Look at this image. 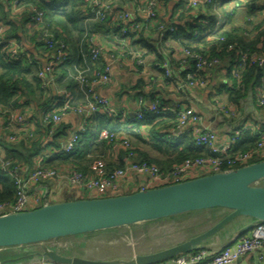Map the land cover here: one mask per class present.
<instances>
[{
    "label": "crops",
    "instance_id": "crops-1",
    "mask_svg": "<svg viewBox=\"0 0 264 264\" xmlns=\"http://www.w3.org/2000/svg\"><path fill=\"white\" fill-rule=\"evenodd\" d=\"M11 0H0V24L1 22L6 23V32H8L9 43L18 46L21 50L26 52L28 55H32L35 61H37L38 68H42L45 65L46 59L42 51L37 49L36 29L27 22V12L20 10L9 15V4ZM149 0H104L112 9L128 13L137 21L145 19V15L141 12L144 5ZM192 0H168L163 3H159L158 6V19L153 21L150 28L144 33V38L148 40H159V34L154 30L158 24H164L165 26H178L183 29L187 28L190 22H197L202 25L205 30H215L220 33H233L239 30L246 29L248 23H258L264 19V0H224L216 1L211 6H198L189 11L186 10V6ZM210 7V8H209ZM210 15H214L215 21L211 25L208 18ZM128 24V23H126ZM247 29H250L248 27ZM110 27L104 26L96 32V45L101 53V59L103 65L110 68L112 72V82L105 87H98L95 89L99 97L107 98L111 101L113 106L118 112H125L129 116L132 115L138 107V97L142 96L145 98L146 105L150 103V94H158L164 101L163 106L172 107L176 106L178 110H184L191 108L200 117V127L206 130L216 133L219 142L224 143L232 136L233 132L239 128L245 127L251 131L263 130L264 131V109H262L257 101L258 96L255 94V90L247 91L245 97L238 101L236 105H229L228 103V88H230V81L226 75V71L223 69L215 68L211 71H207L204 76L206 82L205 89H184L178 91L173 86H163L162 84H149L143 86V88H133L139 78H144L145 81L155 83L156 79L158 82L161 81L158 77L157 72L154 70L153 63L154 57H147L143 60V65L140 70H136L134 64L138 62V56L146 54V51L142 46L132 45L133 54L129 55L123 64L118 66L110 58L112 53L116 52V45L110 40ZM6 35V36H7ZM4 36V35H3ZM5 38V37H4ZM202 38H206L203 36ZM173 51L169 52L170 56L173 54V58L176 60L181 54L182 48H180L175 42H170ZM164 59L169 60L168 51H164ZM30 55V56H31ZM168 55V56H167ZM59 78V77H58ZM58 78L56 80H58ZM50 93L48 102L51 106L53 104H63L62 91H68L71 93L77 104L82 103V96L78 93L75 85L70 83L67 88L63 85V82L52 81L50 83ZM214 100L225 104L235 110L236 115L233 119H227L220 115L215 106L213 105ZM41 101L30 100L29 104L17 110L15 114L24 115L28 124L25 127H16L15 132L27 134L31 130L37 129V124L40 122V110L37 103ZM61 106L59 105V108ZM103 119L107 121L110 126V130H121L123 131L128 126L122 119H113L103 113H98L89 116L87 120V135L96 136L98 130V122ZM83 116L69 113L62 117L58 124V135L57 137H49L41 133V135L35 136L40 139L46 147V150L40 153L33 162V168L39 165H43L45 160L49 159L55 154H58V149L53 147V144H60L62 148L65 142L69 139L72 132L77 130L81 125ZM4 121L0 120V153L2 157L6 158V153L3 149L6 142V136L9 134L8 130H5ZM11 131V133H13ZM93 136V137H94ZM143 138H145V132H142ZM54 138V139H53ZM128 139V138H127ZM91 139L83 138L80 140V147L89 146L87 148V155L85 158L86 163L81 167L85 173H92L99 167L106 170L115 169L116 167L127 164L131 161V158L125 152V149L120 144L108 145L98 144L91 145ZM131 144L133 141L129 138ZM146 151L145 148H143ZM141 150V151H143ZM143 151V152H144ZM126 154V155H125ZM151 157L156 156V153L149 152ZM264 157V152L262 154ZM25 169V167H24ZM25 170H22L24 174ZM146 178L141 175H129L125 179L119 182L120 195L132 194L135 192L140 184H143ZM31 196H37L43 198L44 202L49 201L59 203L63 201L79 200L83 196L93 198L96 196L94 192H83L78 187L69 184L64 179H52L37 185H32L29 189ZM47 204V203H46ZM197 213V214H196ZM195 214V215H194ZM201 215V216H200ZM202 215L207 214L203 212H193L192 214L185 215L182 217H188L186 221L174 222L173 226L179 225L178 229L184 228L185 230L177 231L175 237H173V243H181L206 229L207 222H201L198 220ZM222 216L212 214L213 222L220 220ZM207 218V217H206ZM183 219L181 217L177 218ZM205 220V219H202ZM208 220V219H207ZM185 222V224H183ZM172 223V222H171ZM191 223V224H190ZM190 224V225H189ZM193 225V226H191ZM257 223L251 219H239L228 229L227 232L220 233L217 236L211 238L203 246L219 249L224 247L229 242H232L238 236H245L250 233L253 227ZM191 226V228L189 227ZM199 226V227H198ZM172 229V228H171ZM177 229V228H176ZM116 229L110 230V232ZM101 232L89 234L86 239L98 238ZM87 236V235H86ZM85 237V236H84ZM61 243L49 242L45 244H38L32 246L15 247L0 250V264H31L38 260L36 257L37 253H41L43 248L56 251L64 256H80L86 258H92L96 260H111V258L98 259L92 254L79 252L78 254L72 253L69 249L71 246H63ZM166 244V243H165ZM165 246H161L159 250L164 249ZM137 253L128 252L127 257H115V259H129ZM263 256L262 260H258V256ZM235 264H264V250L256 254H251L241 258Z\"/></svg>",
    "mask_w": 264,
    "mask_h": 264
},
{
    "label": "built area",
    "instance_id": "built-area-1",
    "mask_svg": "<svg viewBox=\"0 0 264 264\" xmlns=\"http://www.w3.org/2000/svg\"><path fill=\"white\" fill-rule=\"evenodd\" d=\"M50 1V0H45ZM88 6L87 11L83 14L82 20L84 24V34L81 39L78 57L83 66L82 69L77 67V62L74 63L68 70L66 81L70 80L74 83L78 93L82 96V103L77 104L68 91H62L63 94V107L59 113L49 112L42 117L45 125H52V128L60 123L63 116L69 113H74L83 116L81 125L77 130L72 132L69 139L65 142L62 150L66 154L74 151L75 146L80 140V134H83L87 128V118L91 115L103 113L113 119H122L123 121L133 122L143 118L145 113L159 114L161 113H177L178 127L174 131H170L171 136L190 133L194 137L196 147H202L208 150L207 157H200L195 160L186 161L180 165L174 166L169 172L162 173L156 165L147 163H127L122 169L113 171L105 170L102 167L94 170L90 175H83L82 173L74 170L59 172L53 169L41 168L37 166L32 170H27L22 174L19 170L9 169V163L6 162L0 153V168L3 172L8 173L15 183V197L12 202L0 203V216L18 214L34 210L36 207L46 205L43 198L31 196L29 189L32 185L52 180L64 179L69 184L78 187L83 192H94L97 198H107L110 196L120 195L119 189L121 188L119 182L129 175H141L146 178L143 184H140L135 192H145L151 189H156L164 186L179 184L188 180H192L194 176H206L217 173H227L238 168L249 165L253 157H261L264 152V131L260 130L258 141L255 148L249 152H237L234 155L230 154L233 146L240 141L243 136L245 127L239 128L233 132L229 140L220 143L216 133L200 127V117L191 109L178 110L176 106L165 107L158 101L150 102L146 105L143 97H138V107L132 115L125 112H118L111 101L107 98L99 97L95 91L98 87H105L109 85L113 78L110 68L104 66L94 71L92 76V68L100 62V50L96 45V34L90 29L89 24L105 21L112 15V18L121 20L124 23L130 24L131 31L121 29L120 31L110 34V40L116 45V52L112 53L110 58L118 66H123L125 59L133 54L131 47V40L129 33L139 32L147 25L158 19V6L159 3L168 0H149L141 12L145 15L144 24L138 23L134 16L128 13L116 11L110 8L102 0H85ZM215 0H192L187 6L186 10L189 11L198 6H210ZM23 0H11L9 10L12 13L18 12L21 8ZM30 20L35 28L39 31L37 40L39 43L44 44L47 50L52 51L49 61L37 71V77L46 81L47 76L51 74L53 67L62 64L66 60V48L63 43L54 41L49 33L47 26L44 24V13L38 11L34 7H30ZM137 22V23H136ZM136 23V24H135ZM6 27L0 24V45L5 43L3 34ZM159 38L161 34L168 31L174 33L172 27H165L160 25L158 27ZM217 33L215 30H209L205 34L194 32L196 38L206 36L213 39L211 36ZM222 41V38H220ZM11 57L17 58L19 56L29 55L21 50L18 46L10 44ZM89 47V53H85L83 48ZM229 50L234 49V45L228 46ZM238 52V51H237ZM90 56V60L88 58ZM139 58V56H138ZM179 62V72L172 73L169 70L168 62L162 65L165 69L166 78H177V90L183 91L184 89H205L206 82L203 76L199 75L203 72L218 66L220 61L217 58L209 57L202 54H194L187 50L181 51V54L176 57ZM188 60L194 63V70L189 72L190 67ZM89 62V63H88ZM233 67V77L236 84L241 86L242 71L249 64H256L260 68H264V55L258 56L256 54L237 53L236 64ZM100 65V64H99ZM137 65L142 66L143 62L138 59ZM187 72L185 80H181L180 72ZM89 74L91 76H89ZM231 88V83H230ZM258 104L264 109V95L258 96ZM213 105L217 112L227 119H233L236 112L231 107L214 100ZM0 120L4 121V129L9 131L6 136V142L10 144H18L20 142H27L32 139L33 135L30 133H17L16 127H25L28 124L27 118L22 114H15L14 112L0 111ZM11 133V131H13ZM108 142L110 144H120L124 149H130L131 145L123 133H114L109 130L103 129L98 132L97 137L91 142V145L102 144ZM198 177V178H199ZM134 192V193H135ZM122 195V194H121ZM264 250V223H259L252 228L250 233L245 236H238L232 242H229L224 247L219 249H212L202 247L195 251L182 254L170 260L158 264H235L241 258L251 254H256ZM263 256H258V260H262ZM31 264H58L50 262L46 259H38Z\"/></svg>",
    "mask_w": 264,
    "mask_h": 264
},
{
    "label": "trees",
    "instance_id": "trees-1",
    "mask_svg": "<svg viewBox=\"0 0 264 264\" xmlns=\"http://www.w3.org/2000/svg\"><path fill=\"white\" fill-rule=\"evenodd\" d=\"M102 1L104 2V0ZM216 1L218 0H215L213 3ZM30 7H34L38 11L44 13V24L47 26L53 40L65 45L67 55L66 60L62 64L53 67V70L51 74L47 76L46 81L39 79L37 77V71L41 68H38L39 66L36 64L37 61L34 60L31 54L29 57L22 55L14 59L11 57V45L9 43L11 38L9 39V36L7 35V29L3 34V38L5 37V43L0 45V111L16 113L17 110L28 105L30 100L41 101V103L36 102L40 110L41 118L40 122L36 126V132L38 135L43 133L46 136L55 138L57 137L56 135H58V124L53 129L52 125H45L42 120V117H44L45 114L49 112L59 113L60 109L63 107V104L60 102L57 105L53 104L54 106L49 104L48 101L50 99L47 98L50 93V83L53 80L57 82L61 81L63 82V85H65V88H67L70 83H73L70 80H65L70 67L77 62V67L79 69L83 68L81 60L78 57V51L85 29L82 16L87 11L88 6L85 0H23L19 11L23 10V12H27V22L35 28V25H33L30 20ZM10 13L12 12L9 11V15H11ZM215 18L216 17L214 15H210L208 18L211 25L214 24L213 22L215 21ZM138 23L144 24V21L141 20ZM1 25L5 27L7 26L6 23L3 22H1ZM103 25L110 27V34L120 31L123 28L129 32L131 31L130 24H126L115 18L113 19L112 15L103 22L89 24V27L96 34L97 30L99 31ZM150 25L151 23L139 32L129 33V38L131 40V46L140 45L146 51V54L139 56L142 62L147 57L152 56L155 58L153 67L157 72L158 77L162 80L158 82V79H156L155 83H152L147 80L145 81L144 78H139L133 88H143V86H148L149 84H162L165 87L173 86L174 88H177V78L174 76L172 78H166V71L162 68L163 63L165 62L163 52L168 51L169 54V52L173 51L174 49L171 48L169 43L175 42L180 48H182V51L187 50L194 54L207 55L209 57L217 58L220 61L218 66L208 71L215 68H222L221 70L224 69L226 71V75L231 83V88H228L227 104H238V101L243 99L247 91L250 90L256 89L255 94L257 96L264 95V68H260L256 64H248L242 71V81L240 87L236 84V80L232 74L233 67L238 65V62L237 64L235 62L239 51L242 53L256 54L258 56L264 55V19L258 23H248L246 26L247 28L250 27V29L242 28L238 32L233 33H214L211 36L213 38L212 40L207 37L204 39L202 36L198 38L195 37V31L199 34H205L209 31V29L205 30L202 25H199L194 21L190 22L186 29L174 25L165 26L164 24H158L154 30L156 33L158 32L159 34L158 27L160 25H164L167 28L172 27L174 29V33L171 34L166 31L161 34V38H159V40H148L147 38H144V33L150 28ZM35 29L37 35L38 30L37 28ZM220 38H222V41ZM35 45L39 51L43 52L46 61H49L52 51L47 50L44 47V44L38 42L37 38ZM229 45H234V49L229 50ZM83 50L85 53H89L88 46L83 48ZM88 58L90 60V56H88ZM169 59L170 61L167 60L169 70L176 76V73L180 70L179 62L173 58V54H171V56L169 54ZM188 63L190 67L189 72L192 73L194 70V63L190 60H188ZM99 64L92 68V76H94L95 70L104 68L105 66L103 65L101 56ZM134 67L136 70H140L142 68V66L137 64H134ZM186 73L187 72L183 71L180 72L179 76L181 77V80H185ZM206 73L207 72L201 73L199 77L203 76L204 78ZM89 76L91 75L89 74ZM57 78L58 80H56ZM148 99L150 102L158 101L159 103L164 104V101L158 94L152 93ZM59 105L61 106L60 108ZM177 113L178 112H160L156 115L145 113L143 118L140 120L125 122L128 127L123 131L110 130V126L107 124V121L101 119L98 122V130L101 131L106 129L117 134L123 133L126 139L128 138L127 140L131 145L130 149H125L126 154L129 158H131L130 162L156 165L162 173H167L174 166L200 157H207L209 155L208 150L205 148L196 147L194 137L190 133L171 137L169 136L171 133L170 131H174L178 127ZM99 131H97L96 136L93 135V137L91 134L87 135L88 133H86V128L85 132L80 134V140L83 138L91 139L92 137V141H94ZM142 132H145V138H143ZM259 132L260 131L258 129L254 132L250 129H246L243 132V136L240 141L233 146V150L230 154L234 155L237 152L252 151L258 141ZM29 133L33 135L31 140L27 142H20L18 144L5 143V146H3L6 153V158L3 156V159L9 163L10 170L17 169L22 173V170L27 171L36 168H33L34 159L46 150V147L43 146L44 143L40 139L35 138V136H37L35 130H31ZM129 138L133 141L132 144ZM80 140L75 146L74 151L70 154L64 153L60 144H53V147L58 149V154H55L45 160L43 165H40L41 168L53 169L59 172L74 170L82 173L83 175H90L91 173H85L83 171L84 169L81 170V167L86 163L85 158L88 152L87 148L89 146L80 147ZM102 144H108L110 146L113 145L108 142H103ZM143 148H145L146 151H144ZM149 152L156 153V156L151 157ZM261 161H264V157H253L249 164ZM125 165L126 164H122L115 169L108 171L122 169ZM258 185L264 187V180L260 181ZM14 197V180L8 173L3 172L0 168V203L12 202ZM211 211H214L213 215H217V217L222 216L219 214L218 209L200 211L207 214V218H205V220L206 222H209H207L206 228L214 223L213 221H210L212 220ZM185 215L177 216L175 218Z\"/></svg>",
    "mask_w": 264,
    "mask_h": 264
},
{
    "label": "water",
    "instance_id": "water-1",
    "mask_svg": "<svg viewBox=\"0 0 264 264\" xmlns=\"http://www.w3.org/2000/svg\"><path fill=\"white\" fill-rule=\"evenodd\" d=\"M262 180L264 161L145 192L63 201L0 216V250L86 236L193 212L226 211L220 220L181 243L129 259L64 256L48 248L36 254L38 259L58 264H158L204 247L211 238L227 232L239 218L264 223V187L258 185Z\"/></svg>",
    "mask_w": 264,
    "mask_h": 264
},
{
    "label": "rangeland",
    "instance_id": "rangeland-1",
    "mask_svg": "<svg viewBox=\"0 0 264 264\" xmlns=\"http://www.w3.org/2000/svg\"><path fill=\"white\" fill-rule=\"evenodd\" d=\"M198 177L199 176H194L193 179H196ZM79 199L85 200L90 199V197L83 196ZM45 203L48 204V202H44V204ZM49 204H52V202L49 201ZM213 212L214 211H211V214H213ZM218 212L220 215H222L226 211L224 209H218ZM181 218L183 219L177 220V218L174 217L169 219H163L160 221L157 220L155 222H148L140 225L116 229L113 232H110V230H105L99 233V239L90 238L86 241L85 238L88 237L87 235L85 237L80 236L59 239L55 241V243H61L60 245H65L67 247L71 246L69 250L74 254H78L81 251L84 253L92 254L98 259H115V257H127L128 252L131 251L133 253H137L138 255L151 254L159 251V248L161 246H165L166 249L177 244L175 242L173 243V237H175L177 231L181 232L185 229H178V227L180 226L176 225L174 227L173 223L180 222L183 220L186 221L189 219L188 217ZM205 218L206 216L202 215V217H199L198 220L201 219V222L204 223L206 222V220L202 219ZM183 224H185V222ZM191 226L189 227L191 228Z\"/></svg>",
    "mask_w": 264,
    "mask_h": 264
}]
</instances>
